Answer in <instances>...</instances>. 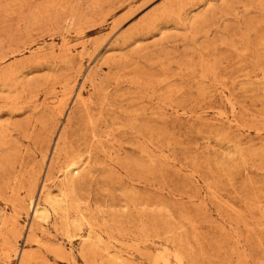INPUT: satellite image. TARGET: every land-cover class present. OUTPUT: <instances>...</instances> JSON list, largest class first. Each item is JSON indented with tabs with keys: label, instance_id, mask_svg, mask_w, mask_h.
Returning <instances> with one entry per match:
<instances>
[{
	"label": "rangeland",
	"instance_id": "rangeland-1",
	"mask_svg": "<svg viewBox=\"0 0 264 264\" xmlns=\"http://www.w3.org/2000/svg\"><path fill=\"white\" fill-rule=\"evenodd\" d=\"M0 264H264V0H0Z\"/></svg>",
	"mask_w": 264,
	"mask_h": 264
},
{
	"label": "bare ground",
	"instance_id": "bare-ground-1",
	"mask_svg": "<svg viewBox=\"0 0 264 264\" xmlns=\"http://www.w3.org/2000/svg\"><path fill=\"white\" fill-rule=\"evenodd\" d=\"M77 233V232H76Z\"/></svg>",
	"mask_w": 264,
	"mask_h": 264
}]
</instances>
